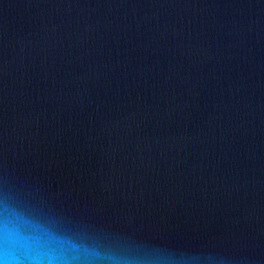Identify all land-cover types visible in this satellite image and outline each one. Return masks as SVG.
I'll return each instance as SVG.
<instances>
[{
	"label": "water",
	"instance_id": "obj_1",
	"mask_svg": "<svg viewBox=\"0 0 264 264\" xmlns=\"http://www.w3.org/2000/svg\"><path fill=\"white\" fill-rule=\"evenodd\" d=\"M264 264V0H0V264Z\"/></svg>",
	"mask_w": 264,
	"mask_h": 264
},
{
	"label": "clouds",
	"instance_id": "obj_2",
	"mask_svg": "<svg viewBox=\"0 0 264 264\" xmlns=\"http://www.w3.org/2000/svg\"><path fill=\"white\" fill-rule=\"evenodd\" d=\"M3 260H4V264H14V262L18 260V257L10 256L7 253H5Z\"/></svg>",
	"mask_w": 264,
	"mask_h": 264
}]
</instances>
